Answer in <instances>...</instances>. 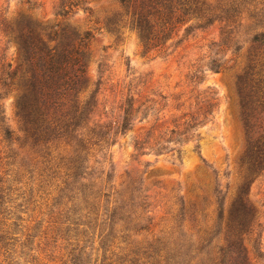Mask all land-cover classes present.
<instances>
[{
    "label": "rangeland",
    "instance_id": "rangeland-1",
    "mask_svg": "<svg viewBox=\"0 0 264 264\" xmlns=\"http://www.w3.org/2000/svg\"><path fill=\"white\" fill-rule=\"evenodd\" d=\"M198 1L206 4L203 12L188 17L176 36L154 50L144 47L119 0H0V177L9 174L10 186L19 189L13 220H23L10 260L0 255V264H221V249L222 264H245V258L246 264H264V169L257 167L264 156V114L259 128L248 132L238 83L249 65L257 66L255 78L264 82V48L245 43L255 31L245 15L238 45L230 39L220 45L225 24L205 19L218 0ZM23 15L47 29L60 25L92 36L88 83L75 101L80 109L90 106L76 135L87 149L83 171L90 175L83 182L89 190L101 187L109 198L100 201L91 224L84 211L81 217L67 212V199L58 208L52 201L72 156L64 132L76 105L55 117L59 137L46 147L56 174L51 184L42 183L44 159L16 116L17 87L3 90V72L21 64L15 35ZM214 59L222 61L218 73L209 67ZM257 88L245 94L254 100ZM129 103L140 112L123 131ZM209 103L214 106L203 121ZM4 129L13 142L1 141ZM115 207L113 235L105 245V208ZM244 208L253 212L245 228ZM121 213L147 230L122 241Z\"/></svg>",
    "mask_w": 264,
    "mask_h": 264
},
{
    "label": "trees",
    "instance_id": "trees-1",
    "mask_svg": "<svg viewBox=\"0 0 264 264\" xmlns=\"http://www.w3.org/2000/svg\"><path fill=\"white\" fill-rule=\"evenodd\" d=\"M119 1L126 9L127 14H131L132 26L139 35L144 47L154 50L162 49L164 39L172 34L176 36L181 25L187 22L188 17L202 13L204 7H206L204 2L198 0ZM244 15L246 16L244 17L247 20L246 22L251 23L250 26L254 25L252 28H255L252 37L245 43L252 45V47L264 48V0H218L217 5L210 10V14L205 19L207 23L219 21L221 24H225L226 36L223 40L221 39L220 45H222V41L230 39L233 41L234 46H237ZM16 27L15 42L18 45L21 64L14 72H9L8 69L3 72L4 76L1 78L3 80V90L7 91L17 87L19 93L16 102V116L30 140L31 147L44 159L42 164L45 168L42 170V174H40L41 171L39 173L40 178L45 179L42 183L51 184V180L55 178L54 175L56 174L52 172L51 155L46 147L59 137L58 127L54 128L55 117L63 108L66 107L67 109L71 105H76L71 106L75 109L76 116L68 121L66 120V131L64 132L66 133V146L71 148L72 156L69 158V162L64 164L66 173L61 187L57 186L58 189L52 201L53 207L58 208L62 206L63 200L67 199L65 205L67 212L81 217L84 211L85 217L91 220V224L92 221L98 219L100 201L105 199L108 203L109 198V194L105 193L101 187L97 191L89 190L91 185L83 182L90 175L83 171L84 163L87 161V153L85 154L87 149L84 139L76 135L86 124V112L90 106V102H88L83 109H80L75 101H77L76 98L88 83L86 58L92 36L90 32L79 34L70 31L66 27L62 28L60 25L47 29V27H43L25 15L20 17ZM190 31L191 26L185 30L186 33ZM254 61V59H251L250 64ZM9 67L10 65H8ZM209 67L211 71L218 73L222 70V61L211 60ZM255 67L257 68L255 65L246 66L242 70L243 76L238 81L244 120L248 132L259 128V121L264 114V82L255 78L257 77V74L254 73ZM249 77H252L253 80H249ZM256 88L257 91L253 92L256 97H253L254 100H252V96L245 94V92L248 89ZM258 94L262 96L259 97ZM1 100L2 94H0V124L4 121ZM213 106L212 103L207 105V111L203 114V121L206 120V115ZM133 108L134 105L129 103L124 110L121 126L123 131H126L130 126L134 112H140V108L137 110ZM148 109L146 107V112L143 111L142 114H148ZM66 116H69V114ZM92 133L95 134V132ZM1 136L2 142L11 143L15 140L13 134L6 129L2 130ZM257 167L264 169V156ZM8 175L5 173L4 176L0 177V255L4 256V262L10 260L13 247L19 241L18 236H22L20 229L18 230L20 225L17 222H23L21 218L13 220V217L17 215L15 212L17 208L13 206V195L19 189L16 190V188L10 186L7 179ZM100 184L103 185V182H100ZM32 199L31 192L28 201ZM17 207L22 208L23 205ZM117 209L115 207L111 212V210L105 208L107 213L104 216L108 215L107 221H109V232L106 235L105 242H103L105 245L106 241L108 242V239L113 235L112 224H114L118 215ZM110 212L111 214H108ZM183 215L184 212L181 210L178 215L179 223L184 220L180 219ZM240 216H243L244 228L253 220V212L246 208L242 210ZM79 219L77 218V220ZM119 222L123 224L119 231L122 234L120 236L122 241L132 231L147 230L146 227L140 226V223L135 225L134 219L129 214L123 215L121 213ZM219 222H222V212L219 213ZM71 225H78V223H71ZM84 233L87 232L84 231ZM219 253L222 264V249ZM240 253L241 256L244 254L242 251ZM174 257L176 256L174 255L171 259L174 260ZM244 263L246 264V258Z\"/></svg>",
    "mask_w": 264,
    "mask_h": 264
}]
</instances>
